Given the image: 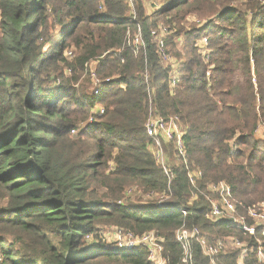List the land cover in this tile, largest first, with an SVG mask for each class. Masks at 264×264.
Instances as JSON below:
<instances>
[{
	"label": "trees",
	"instance_id": "16d2710c",
	"mask_svg": "<svg viewBox=\"0 0 264 264\" xmlns=\"http://www.w3.org/2000/svg\"><path fill=\"white\" fill-rule=\"evenodd\" d=\"M54 1L0 0V264H152L144 247L97 242L100 223L139 235L156 230L169 264L180 263L175 231L183 223L243 238L204 219L202 194L188 205V172L203 171L202 190L225 180L236 200H264V134L257 133L264 126V0H156L152 14L144 0H134V10L128 0H59L68 20L59 22L58 44L44 32ZM192 15L206 23L183 32ZM160 24L169 28L166 48L177 61L173 89L152 34ZM139 28L145 48L136 54L127 33ZM68 37L81 49L82 66L98 61L99 95L51 83L50 63L69 56ZM99 108L104 113L90 122ZM151 109L180 115L187 126L189 162L172 167L171 184L149 149ZM132 185L166 193L172 206L125 203ZM194 257L209 264L197 242Z\"/></svg>",
	"mask_w": 264,
	"mask_h": 264
},
{
	"label": "built area",
	"instance_id": "2783aa9c",
	"mask_svg": "<svg viewBox=\"0 0 264 264\" xmlns=\"http://www.w3.org/2000/svg\"><path fill=\"white\" fill-rule=\"evenodd\" d=\"M134 10V0H128ZM149 4L157 7L156 0H148ZM169 28L160 24L152 34L156 40L158 55L166 67H170L169 77L171 88L178 83L177 61L170 55L166 48L165 37ZM127 42L134 48L136 54L145 48L142 30L139 28L134 34L129 30ZM201 52L205 61H208L211 54L209 38L203 37L200 40ZM209 75V71L207 73ZM95 80L92 93L99 95L102 91V82L95 72H92ZM111 81L106 79V82ZM103 108L96 109L89 119L93 122L94 116L102 115ZM146 132L149 137V149L155 161L162 167L163 173L172 183L174 178L173 166L175 164H188L189 157L185 143L187 126L180 115L163 116L157 109H151L146 121ZM76 130H73L75 133ZM203 171L191 169L188 172L189 180L192 183V190L188 196V205L197 201L199 193L204 196L207 203L204 212V219L211 222H222L227 228L237 229L243 235L241 238L235 234L214 235L208 234L199 226H190L183 223L175 231L176 240L181 244L182 256L179 264H195L194 242L200 246L209 264H230L229 258L235 256V264H264V200L251 205L236 200L231 185L225 181L208 182L204 190L200 189ZM155 195L156 199L146 201L144 207H155L160 210H167L170 204V197L166 193H149ZM161 197V198H160ZM121 203V202H120ZM183 216H187L188 209H180ZM115 233L116 249L131 250L144 247L148 251V261L152 264H169L165 255V238L156 230L147 231L141 235L122 227L113 226ZM87 239H93V235Z\"/></svg>",
	"mask_w": 264,
	"mask_h": 264
},
{
	"label": "rangeland",
	"instance_id": "374dc122",
	"mask_svg": "<svg viewBox=\"0 0 264 264\" xmlns=\"http://www.w3.org/2000/svg\"><path fill=\"white\" fill-rule=\"evenodd\" d=\"M148 0H144L145 2V10L148 14H152L154 12V7L147 2ZM63 6L62 2L59 0L54 1V8L51 7V15L49 18V24L48 29L44 30L46 42H49L48 38H54L58 39L57 44L60 42L59 39L61 38V24L59 23L60 20L67 21L68 18L64 16V13L62 9H59ZM204 23H206V20L204 18H200L198 16L192 15L188 17L184 23L185 29L183 32H186L189 29H196L197 27L204 26ZM87 32L84 34H80L77 36V38H82L86 35ZM184 36H182L180 42H179V48L184 50L186 54V47L183 44ZM67 49L69 52V56L63 55L65 60H53L50 63V73L51 75H55L56 78L53 79L51 82L53 85H61V84H72L75 89H78L79 95H91L93 87L95 85V80L92 78V72H95V69L97 67V62L95 60H91L88 62V64H85V66H82L79 61L78 57L81 55V49L78 48L75 45V40L68 37L67 38ZM50 49V48H49ZM52 51V48L50 49V52ZM72 51V52H70ZM72 66H70V64ZM91 70V73H90ZM258 135L264 134V126H260L258 132ZM264 139V137H261ZM111 166H114V162H110ZM147 192L144 191L142 188H140L138 185H132L130 186L124 194L123 200H125V203H134L136 205L143 206L146 201L151 202L152 200H155V195L148 196L146 194ZM161 198V197H160ZM98 227L103 231L101 235L96 239L97 242L101 241L102 244L105 245H111V248L116 249L115 245V233L113 229V225H110L109 223H100ZM93 239H88V241H92ZM96 242V243H97Z\"/></svg>",
	"mask_w": 264,
	"mask_h": 264
}]
</instances>
